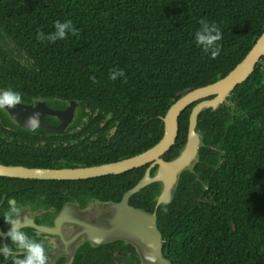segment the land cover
Instances as JSON below:
<instances>
[{
    "label": "trees",
    "instance_id": "16d2710c",
    "mask_svg": "<svg viewBox=\"0 0 264 264\" xmlns=\"http://www.w3.org/2000/svg\"><path fill=\"white\" fill-rule=\"evenodd\" d=\"M201 18L221 30L215 59L195 42ZM67 20L75 35L37 39ZM263 32L264 0H0V91L20 93L21 103L76 102L79 118L94 125V164L133 158L162 140L175 102L224 79ZM113 69L125 76L109 79ZM194 106L182 112L166 161L186 144ZM197 128L205 146L195 173L183 174L172 203L157 210L164 256L172 264H264V57L226 104L200 114ZM143 175L97 179L94 191L120 199ZM158 193L153 184L130 204L154 213ZM113 244L128 251L127 264H139L132 246ZM110 245L83 249L74 264H117Z\"/></svg>",
    "mask_w": 264,
    "mask_h": 264
},
{
    "label": "flooded vegetation",
    "instance_id": "af4514ba",
    "mask_svg": "<svg viewBox=\"0 0 264 264\" xmlns=\"http://www.w3.org/2000/svg\"><path fill=\"white\" fill-rule=\"evenodd\" d=\"M41 102H45L42 109L23 114L27 118L21 119L23 123L18 121L22 117L11 116L9 111L13 108L0 109V167L10 168L7 172L0 169V173L5 174L0 175V243L10 244L5 235L9 226L4 222L3 215L8 211L7 201L15 198L21 208V217L26 218L22 231L31 239L44 243L48 264L51 259L57 264H67L73 250L66 249L63 241L39 229L54 226L64 208H73L76 212L78 209H94V198L102 202L121 203L131 189L124 192L120 199H109L110 196L117 197L115 193L102 194L100 198L94 191V180L120 177L130 171L95 178L81 177L89 175L96 167L116 164L130 158L94 164V125L89 123L90 119L87 117L79 118V104L73 101ZM41 102L20 103L16 106L29 109ZM85 113L94 115V110L91 112L87 109ZM30 117L38 119V127L35 129L27 124ZM150 166L151 164L142 167L144 175L140 181L144 179ZM156 170L157 167L151 170V176ZM28 172L37 173L40 177L47 175L49 178H31ZM63 231L65 236V230ZM110 246L113 260L117 264L129 263L131 257L128 251L118 245ZM12 247L16 255L8 258L0 255V264H12L14 258H23V250L15 245ZM82 252L77 254L75 261Z\"/></svg>",
    "mask_w": 264,
    "mask_h": 264
},
{
    "label": "water",
    "instance_id": "95a60500",
    "mask_svg": "<svg viewBox=\"0 0 264 264\" xmlns=\"http://www.w3.org/2000/svg\"><path fill=\"white\" fill-rule=\"evenodd\" d=\"M263 57L264 32L246 58L224 79L187 93L170 107L162 120L163 138L155 147L125 161L96 167L89 175L81 177L86 179L119 175L151 164L144 179L126 193L121 203L102 202L94 198V209H78L76 212L73 208H64L54 226L39 229L63 241L66 249L73 250L74 253L67 264H74L77 254L83 249L96 250L117 242H122L124 246H132L139 258V264H172L163 253L164 241L158 227L157 210L159 207L165 208L172 203L183 174L195 173V168L200 161V150L205 146L204 133L197 128L200 114L208 110L217 111L226 104L232 92L238 85L248 80ZM38 101L41 102V100ZM192 105L195 106L189 119L187 142L177 157L166 161L164 156L176 144L179 135V118L182 112ZM43 106L45 102L29 109L15 106L9 112L13 117H22L18 121L23 123L21 119L27 120L23 114L42 109ZM154 167H157V170L151 176V170ZM0 169L5 172L10 170L5 167ZM0 175L5 174L0 173ZM29 177L49 178L47 175L40 177L37 173H31ZM151 184H159V193L155 198V212L149 213L130 206V198ZM92 210L94 212H91ZM63 230H65V236H63ZM50 264H57V262L51 259Z\"/></svg>",
    "mask_w": 264,
    "mask_h": 264
},
{
    "label": "clouds",
    "instance_id": "9594fccd",
    "mask_svg": "<svg viewBox=\"0 0 264 264\" xmlns=\"http://www.w3.org/2000/svg\"><path fill=\"white\" fill-rule=\"evenodd\" d=\"M200 29L195 33V42L198 47H202L203 52L209 53L211 58H217L221 53L222 45L218 42L222 40V33L215 23H209L207 18L199 20ZM55 31L45 36L43 32L38 33L37 39L55 42L64 39L68 33L76 34L77 29L71 20L57 21L54 25ZM123 70H111L109 79L115 81L117 77H124ZM22 102L20 93L12 90L0 91V109L13 108ZM38 119L30 117L27 124L30 128L38 127ZM8 211L3 215L4 222L9 226L5 233L10 244L0 243V255L4 258L15 256L12 245L23 250V258H14L12 264H48L49 258L43 242L31 239L22 229L25 227V219L21 217V208L17 205L15 198L8 201Z\"/></svg>",
    "mask_w": 264,
    "mask_h": 264
}]
</instances>
